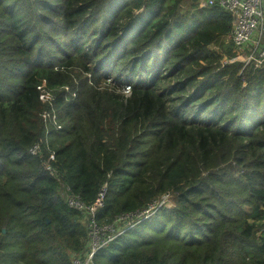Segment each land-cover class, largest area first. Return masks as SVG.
I'll use <instances>...</instances> for the list:
<instances>
[{
	"label": "trees",
	"instance_id": "16d2710c",
	"mask_svg": "<svg viewBox=\"0 0 264 264\" xmlns=\"http://www.w3.org/2000/svg\"><path fill=\"white\" fill-rule=\"evenodd\" d=\"M201 1L0 0V264H71L103 185L101 224L173 205L93 264H264V60Z\"/></svg>",
	"mask_w": 264,
	"mask_h": 264
},
{
	"label": "built area",
	"instance_id": "2783aa9c",
	"mask_svg": "<svg viewBox=\"0 0 264 264\" xmlns=\"http://www.w3.org/2000/svg\"><path fill=\"white\" fill-rule=\"evenodd\" d=\"M214 1L204 0L201 3L202 6L211 5ZM218 3L232 15L229 38L234 44L236 57L230 59L229 62L240 58L245 65L253 62L254 66H258L264 60V49L258 50L257 55L254 54L255 49L250 53L243 54V47L250 42L256 46L260 41L258 39L255 42L253 38L256 32L260 37L263 30L264 0H218ZM224 62H228V60L224 58ZM128 90V87L124 88V92H128ZM104 195L105 185L99 189L94 201L90 204H86L78 195L71 194L66 198L67 205L82 215L87 227V242L84 251L73 253L71 264H93L95 254L100 249L107 247L121 233L132 229L138 223L151 217L159 209L171 208L173 205V194L165 193L150 201L142 210L118 214L112 222L101 224L97 222L96 214L103 207Z\"/></svg>",
	"mask_w": 264,
	"mask_h": 264
},
{
	"label": "rangeland",
	"instance_id": "374dc122",
	"mask_svg": "<svg viewBox=\"0 0 264 264\" xmlns=\"http://www.w3.org/2000/svg\"><path fill=\"white\" fill-rule=\"evenodd\" d=\"M141 11H142V9L138 10V11L136 12V14L139 13V12H141ZM254 41L257 42V41H258V38H255ZM224 42H225V43H229V42H231V41H230V38H229L228 36L224 37ZM238 60H240V58H239ZM222 61L224 62V59H222ZM240 61H241V60H240ZM43 91H44V93H45V95H44V96H45V100H46V101H49V100H50V91L46 90L45 87H43ZM167 209H170V208H167ZM83 251H84V250H83ZM83 251H82V252H83Z\"/></svg>",
	"mask_w": 264,
	"mask_h": 264
},
{
	"label": "clouds",
	"instance_id": "9594fccd",
	"mask_svg": "<svg viewBox=\"0 0 264 264\" xmlns=\"http://www.w3.org/2000/svg\"><path fill=\"white\" fill-rule=\"evenodd\" d=\"M129 88V87H128ZM129 91V90H128Z\"/></svg>",
	"mask_w": 264,
	"mask_h": 264
}]
</instances>
